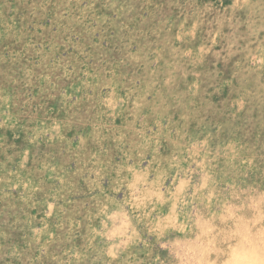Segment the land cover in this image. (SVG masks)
<instances>
[{"label": "rangeland", "instance_id": "obj_1", "mask_svg": "<svg viewBox=\"0 0 264 264\" xmlns=\"http://www.w3.org/2000/svg\"><path fill=\"white\" fill-rule=\"evenodd\" d=\"M250 263L264 0H0V264Z\"/></svg>", "mask_w": 264, "mask_h": 264}, {"label": "bare ground", "instance_id": "obj_2", "mask_svg": "<svg viewBox=\"0 0 264 264\" xmlns=\"http://www.w3.org/2000/svg\"><path fill=\"white\" fill-rule=\"evenodd\" d=\"M235 262V261H234ZM237 262V261H236ZM251 264V263H250Z\"/></svg>", "mask_w": 264, "mask_h": 264}]
</instances>
